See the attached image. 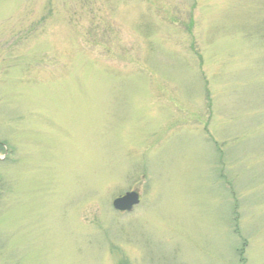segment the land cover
Returning a JSON list of instances; mask_svg holds the SVG:
<instances>
[{
    "label": "rangeland",
    "instance_id": "374dc122",
    "mask_svg": "<svg viewBox=\"0 0 264 264\" xmlns=\"http://www.w3.org/2000/svg\"><path fill=\"white\" fill-rule=\"evenodd\" d=\"M0 144V264H264V0H0Z\"/></svg>",
    "mask_w": 264,
    "mask_h": 264
},
{
    "label": "water",
    "instance_id": "95a60500",
    "mask_svg": "<svg viewBox=\"0 0 264 264\" xmlns=\"http://www.w3.org/2000/svg\"><path fill=\"white\" fill-rule=\"evenodd\" d=\"M139 203V193L136 190H129L112 199L113 209L123 212L130 211Z\"/></svg>",
    "mask_w": 264,
    "mask_h": 264
},
{
    "label": "trees",
    "instance_id": "16d2710c",
    "mask_svg": "<svg viewBox=\"0 0 264 264\" xmlns=\"http://www.w3.org/2000/svg\"><path fill=\"white\" fill-rule=\"evenodd\" d=\"M2 150V145L0 144V151ZM125 264V263H124Z\"/></svg>",
    "mask_w": 264,
    "mask_h": 264
}]
</instances>
